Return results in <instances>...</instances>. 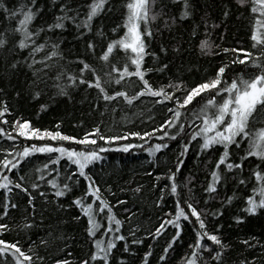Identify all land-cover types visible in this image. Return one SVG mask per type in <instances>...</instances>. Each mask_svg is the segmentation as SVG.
<instances>
[{"label":"snow or ice","instance_id":"1","mask_svg":"<svg viewBox=\"0 0 264 264\" xmlns=\"http://www.w3.org/2000/svg\"><path fill=\"white\" fill-rule=\"evenodd\" d=\"M51 2L55 9L51 22L45 21L43 24L34 25V21L43 11L39 6V0H25L24 3L11 9L0 0V10L4 14V19L15 21L14 25H10L5 31H0V49L12 54L13 58L7 64L9 72H17L21 68L31 71L32 79L28 83L33 89V99L41 95V85L48 87L47 80L51 79L54 81L52 87L56 89L55 96H70L71 90L84 86L87 89H95L97 100H102L106 107H111L112 111L116 110L121 101L131 106L139 98L149 96L155 98L154 103L163 104L169 115L151 131L103 135L99 126H95L91 131H86L82 137L63 134L59 130V122L54 126L55 130H41L32 126L28 120H21L19 117L12 120L11 128L17 137L50 140L53 143L32 144L24 146L22 150H16L14 145L11 148L0 149V152L4 153L0 158V264H47L46 257L41 255L39 248L43 246L47 249L52 241L64 239L62 236L55 237L49 234L51 240L40 238L39 245L33 241L26 248L20 240L4 239V234L13 230V225L6 223L4 218L10 214V209H17L20 206L14 202L15 196L22 195L26 198L27 207L32 209L28 216H31L35 212L37 194L46 201L50 194L53 198L51 202L58 203L60 198L72 192L81 183V178L84 184L81 194L74 196L69 205H61V207L74 206L78 209L79 214L74 215L72 219L83 224V230L91 241V248L85 256L77 258L75 262L68 258L72 253L67 252L65 258H57L52 264H111V259L115 255L113 250L117 248L118 241H124L122 249L124 253L135 255L130 245H138L142 242L136 237L139 227L130 225L128 236L132 239L129 242L121 231L124 221L114 213L115 205L104 197L101 187L91 173L90 166L102 161L101 153L110 150L106 146L128 140L130 137L144 140L145 137H151L156 132H162V135L157 136L161 141L175 140L181 133L187 137V142L182 141L180 144L174 170L169 169L167 173L155 178L166 180L167 183L159 188L156 183L152 185L160 193L155 201L156 207H163L162 202L165 201L166 196H170L174 202V211L162 212L161 217L157 218L158 223L151 230L146 231V236L155 241L158 237L167 235L169 228L172 230L170 238L166 240L158 256V264H167L168 256L174 251V244L182 239V231L186 224L191 225L193 237L187 245L188 251L180 258L181 264H213V262L224 264V253L228 245L224 244L216 234L220 226L217 225L212 232L208 231L206 226V216L210 215L215 219L222 215L224 206L230 205L237 195V190L234 189L233 195L222 196L221 188L227 185L230 178L235 180L236 185L245 187L254 178L251 194L243 197L244 207L241 211L255 215L258 210L264 209V167L258 164L250 168L248 178L242 174L243 162L249 157H255L264 164V0H235V4L240 8H246L252 18L249 36L252 41L251 48H221L220 53L225 54V60L215 69L212 76L191 87L180 80L154 86L147 78L149 72H164L168 67L166 63H159L160 54L166 56L168 53L165 45L160 46L159 54L148 51V41L154 38L152 23L162 19V23L157 28V31H160L161 28H171L178 22L190 19L195 11L191 0H182L178 18L169 17L164 0H124L122 22L111 29L113 38L107 37L101 28L96 29V35L102 42L100 54L96 55L94 40H88L86 44L87 51L102 62V73L79 57L75 61L79 65L75 71L67 70L66 66L61 65L59 61L62 59V52L58 34L67 30L69 24L77 29L80 37L91 33L95 19L112 10L111 0H84L83 4L78 3L75 8L71 7L70 0H51ZM170 2L176 4L178 0H170ZM229 12L230 8L225 7L223 16L227 17ZM201 19L207 37L209 21L206 16ZM211 26L217 25L213 23ZM197 28L198 25L194 23L191 33L193 36L197 34ZM120 30L122 34H119ZM53 34L57 35L56 39L51 38ZM213 47L214 45L207 38L201 39L198 45L203 55L209 54ZM118 52L122 53V56L118 55ZM229 53L235 55L227 59ZM146 56H151L157 63L145 67ZM235 64L251 66L257 71L249 78L236 75L228 81L227 70H231L230 65ZM52 72L54 75L50 76ZM177 92L181 95L177 96ZM197 97L202 103L197 101ZM166 102L171 103L172 107H168ZM46 107V104L40 105L42 110ZM184 113L188 115L184 121H181L180 117ZM9 114L8 104L4 99H0V124L9 123L6 119ZM168 129H174V132H169ZM0 137L9 141L16 139L3 128H0ZM97 140L103 141V145H98ZM193 141L199 149L196 152L197 157L210 152L218 154L214 160L205 161L206 164L210 162L211 167L208 170L203 192L206 194L205 205L210 199H219L220 208L212 210L206 207L200 208L194 196H185L179 191L181 187L188 192L192 191L189 188L192 177H185L184 184L180 185L177 183V173L184 164L182 157L189 151ZM63 142L82 147L77 150L65 146ZM245 144L246 147H243ZM89 145L92 147L89 148ZM134 147L139 148L140 145L123 143L115 150L127 153ZM167 147V143H157L146 151L152 156ZM34 153L55 154L49 155L47 162L35 169L38 173L35 180L45 183L46 190H40L41 184L33 181L26 173L22 174L21 171L22 162ZM61 160H66L69 165L74 166L65 167L63 176L59 169H49V165H57ZM52 172H55V176L51 175ZM10 173L12 175H9ZM105 191L110 192V189ZM128 191L135 196L141 192V186L138 185ZM115 203L124 205L127 201L118 199ZM123 211L127 213L128 220L135 217V213L128 208H124ZM28 216L16 225L25 234L34 226ZM234 220L240 223L243 217L236 216ZM242 243L248 244V241ZM64 247L66 248L67 244ZM151 256L150 244L148 251L143 253L140 264H151L149 259ZM117 264H125L124 259L117 257ZM241 264L247 262L241 261Z\"/></svg>","mask_w":264,"mask_h":264},{"label":"trees","instance_id":"2","mask_svg":"<svg viewBox=\"0 0 264 264\" xmlns=\"http://www.w3.org/2000/svg\"><path fill=\"white\" fill-rule=\"evenodd\" d=\"M5 6L14 8L25 0H3ZM124 0H111L112 10L105 12L102 17L95 19L91 33L83 37L79 36L77 29L69 24L67 30L58 34L62 59L59 61L61 65L66 66L67 70L75 71L79 65L75 62L77 57L85 59L88 63L96 67L97 71L103 72L102 62L98 61L91 53L87 51L86 44L88 40H94L96 43V55L100 54L102 48L101 38L96 35V29L101 28L107 37L113 38L111 29L116 24L122 22L124 9L122 7ZM167 4L166 11L169 17L176 16L178 18L182 7V0H178L176 4H172L170 0H164ZM83 4L84 0H70L71 7L75 8L77 4ZM194 7V15L190 19L176 23L171 28H161L157 31L158 26L162 23V19L152 23L154 38L149 43L148 51H155L159 54V48L163 44L168 48L166 56L160 54L159 63L168 65L164 72L152 71L147 74V78L154 86L168 84L169 81L180 80L189 87L208 79L214 74L215 69L225 60V54L220 53L221 48H251L252 41L249 39L252 18L246 8H240L235 4V0H191ZM39 6L43 9L41 14L34 21V25L43 24L45 21L51 22L55 14L51 0H39ZM225 7L230 8L229 15L223 16ZM207 17L209 21L208 33L205 37V26L202 17ZM15 21H7L4 14L0 10V31H5L10 25H14ZM171 23V20H169ZM197 24V34L193 36V25ZM216 27H212V24ZM122 34V30L119 31ZM43 37H41L42 39ZM52 39H56L57 35H51ZM207 38L214 45L211 52L207 55L201 54L198 45L201 39ZM11 47V45H9ZM173 49H176L173 51ZM212 53H219L213 55ZM122 56V53H117ZM235 53L227 54V59H231ZM12 54L4 49H0V99H4L10 108V114L6 119L8 124H0L6 132L11 133L16 139L9 141L4 137H0V149L11 148L13 145L16 150H22L24 146L32 144L53 143L50 140L25 139L17 137L11 128V121L17 117L21 120L30 121L31 125L41 130H55L57 122L60 124L59 130L66 135L82 137L86 131H91L95 126H99L103 135H123L130 131H151L169 115L163 104L154 103L153 97L144 96L135 101L133 105L124 104L122 101L116 107L115 111L111 107H106L102 100H97L96 90L87 89L81 86L70 91V96H55L56 89L52 87L54 81L47 80L48 87L41 85V95L33 99L32 91L28 81L32 79L31 71L21 68L17 72H9L7 68L8 62L12 59ZM114 59V58H113ZM145 67L153 66L157 62L151 56L145 57ZM231 70H227L226 79L230 81L234 76L241 75L244 78L252 76L257 69L247 65H230ZM54 75V72L49 74ZM89 73V77H90ZM134 79V78H133ZM132 91V88H129ZM181 95L180 92L176 93ZM223 95V94H222ZM200 101V98H196ZM168 107H172L169 102ZM46 104L45 109H41L40 105ZM198 106V105H197ZM191 110V109H190ZM184 113L180 120L184 121L187 117ZM257 126H261L257 124ZM174 132V129H168ZM162 132L153 133L151 137H145L144 140L137 138H129L125 141H117L109 147V151L101 153L102 161L90 166L91 173L98 185L101 187L104 197L113 205V211L123 223L121 229L130 242L132 237L128 236L130 225H137L139 231L136 237L141 239L138 245H130L135 255H129L123 252L124 241H118L117 248L113 251L115 255L111 259V264H117V257H122L125 264H140L143 253L148 251V246L152 245V256L149 258L151 264H158V256L162 252L166 240L172 234L171 228L167 235L158 237L153 241L146 236V231L151 230L157 223L158 217L162 212L174 211V202L170 196L165 197L162 202L163 207H156L155 201L159 198V187H164L166 180H156V176L167 173L169 169L174 170L177 154L180 151L181 142H187L185 134L181 133L175 140L165 139L163 141L157 139ZM65 146H71L79 150L82 146L63 142ZM133 143L139 144V148H132L127 153L115 150L119 144ZM167 143L168 147L161 149L154 155L149 156L146 149L153 144ZM98 145H103V141L97 140ZM89 148L92 146L89 145ZM246 147V144L243 145ZM196 142L190 145L189 151L182 159L184 164L180 172L177 173V183L183 185L185 177L191 176V183L188 192L187 189L181 187L179 191L185 196H194L198 201V207L207 208L208 210L220 208L219 199H210L208 204H204L203 187L206 186V179L211 163H205L206 160H214L218 154L209 153L196 156L198 151ZM4 153L0 152V158ZM49 155L34 153L22 162V174L26 173L31 179L41 184L40 190H46L47 185L40 181H36V168L41 167L47 162ZM238 158V157H237ZM261 165L255 157H249L243 162V176H250L249 169L255 165ZM65 167H74L69 165L66 160H61L57 165H49V169L56 168L64 174ZM20 170V169H18ZM14 170V171H18ZM9 175H12L11 173ZM55 176V172L51 173ZM48 177L46 176L45 179ZM60 179V178H58ZM156 183L157 188H153ZM255 183L252 178L247 187L236 185L235 180L230 178L227 185L221 188V195H233V190H237L230 205L224 206L222 215L216 217L206 216V226L208 231L212 232L219 225V231L216 233L222 242L228 247L224 253V264H241L246 261L247 264H264V209L258 210L257 214L249 215L241 211L244 207L243 197L251 194L250 190ZM141 186V192L133 196L129 189ZM84 188L82 182L73 189L72 192L65 197L59 199L58 203H53L52 196L49 194L47 201L38 194L35 197L34 215L28 216L32 209L27 207L26 198L22 195L15 196L14 202L20 206L17 209H10V214L4 218L6 223L13 225V230L4 234L6 240H20L21 243L27 245L33 241L39 245L40 238L51 240V236L64 239H56L45 249L43 246L39 248L41 255H44L47 264L57 258H65L67 252H71L72 256L68 257L74 262L77 258L85 256L90 248L91 241L88 240L83 230V224L72 219L74 215H78L79 211L74 206L61 207V205H69L74 196L81 194ZM105 189H110L105 191ZM126 200L124 205H116V200ZM128 208L135 213V217L131 220L127 219V213L123 211ZM28 216L33 221L34 226L27 234L20 231L16 227L22 222L23 218ZM242 216L243 220L237 223L234 217ZM103 223V221H102ZM193 237L191 225H185L182 231V239L174 244V251L168 256L167 264H181V257L188 251L187 245ZM248 241V244L242 243ZM209 244L211 242H208ZM67 244L65 248L64 245ZM251 245V246H249ZM212 247H216L212 245ZM60 249H63L61 251ZM207 256V253H205ZM215 264V262H213Z\"/></svg>","mask_w":264,"mask_h":264}]
</instances>
